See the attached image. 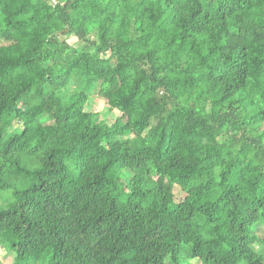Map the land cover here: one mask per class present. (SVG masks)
<instances>
[{
  "label": "trees",
  "instance_id": "16d2710c",
  "mask_svg": "<svg viewBox=\"0 0 264 264\" xmlns=\"http://www.w3.org/2000/svg\"><path fill=\"white\" fill-rule=\"evenodd\" d=\"M2 192L12 264H264V0H0Z\"/></svg>",
  "mask_w": 264,
  "mask_h": 264
},
{
  "label": "rangeland",
  "instance_id": "374dc122",
  "mask_svg": "<svg viewBox=\"0 0 264 264\" xmlns=\"http://www.w3.org/2000/svg\"><path fill=\"white\" fill-rule=\"evenodd\" d=\"M69 42L76 43L75 40L69 38ZM73 86H71V89ZM85 111L92 113L95 115V121H104L108 126L112 125L117 119L121 117V115L117 111H111L108 109L106 105V101L100 98L97 94L91 93L85 106ZM17 128V126H15ZM173 202L179 203L181 202L185 194L178 188V186L174 185L172 188ZM10 198L9 192L0 193V206L4 204V199ZM254 234L257 238L262 239L264 236V226L259 224L254 229ZM258 251H264L262 246H255ZM13 255L6 252L3 247H0V264H12ZM168 264V262H166ZM188 264H201L198 260H192L188 262Z\"/></svg>",
  "mask_w": 264,
  "mask_h": 264
},
{
  "label": "built area",
  "instance_id": "2783aa9c",
  "mask_svg": "<svg viewBox=\"0 0 264 264\" xmlns=\"http://www.w3.org/2000/svg\"><path fill=\"white\" fill-rule=\"evenodd\" d=\"M47 1L49 5H51V7H54L58 3L59 0H47Z\"/></svg>",
  "mask_w": 264,
  "mask_h": 264
}]
</instances>
